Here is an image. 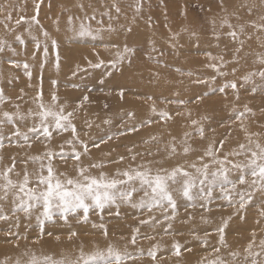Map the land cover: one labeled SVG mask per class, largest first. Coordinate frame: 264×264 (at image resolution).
<instances>
[{
	"label": "rangeland",
	"instance_id": "obj_1",
	"mask_svg": "<svg viewBox=\"0 0 264 264\" xmlns=\"http://www.w3.org/2000/svg\"><path fill=\"white\" fill-rule=\"evenodd\" d=\"M68 2L69 5H67L66 0H43L38 11L40 25L33 24L31 26L32 35L37 37L42 44L47 41L49 44L48 65H45L44 68L46 69L41 72L35 64L37 57L35 60L31 58L34 51V42L31 37H28L29 35L23 36L26 40V48L15 42L14 37L7 39L11 37V32L8 29L18 30V35L28 34L25 29L29 25L21 23L17 26L15 21L20 16L30 19L33 15H37L36 0H0V5H11V8L7 10L11 11L12 14V19L5 21V14L0 13V38H6L20 53L19 56L12 58L19 60L21 63L28 60L32 71V78L29 80L24 75L22 67L13 69L6 62L0 64V72L3 73L0 76V86L5 88L6 96L10 97V100L2 106L4 109L13 111L15 104H20L21 110H26L29 107L34 108L31 97L35 96L42 79L44 99L46 100H50L51 93L56 91L61 102L67 101L74 107L78 101L82 100L84 95L89 96V100L84 102L83 107L78 110L74 121L78 130H80L82 139H88L84 135L85 131H90L93 138H98L105 133L119 132L122 117L125 129L151 118L154 121L151 125L144 124L136 132L114 136L112 140L102 144L100 148L91 149L92 156L98 155L96 162L113 161L121 155L125 157L122 163H107L104 171L108 173H113L116 169H123L129 165L135 167L140 165L139 163L149 162H155L158 166L162 165L164 167H172L176 164L187 167V164L193 162L199 164L200 162L196 157L203 153L207 145L224 139L226 136L227 140L222 151H231L239 143L246 142L245 133L240 129V122H232L234 105L242 110L243 104L246 103L255 110V117L249 116L244 123L249 131L261 132V139L264 142V128L258 126V124H264V113L260 111L261 108H264V94L253 96L249 91L241 89L240 101L237 102L234 100L232 90L229 89L227 90V99L217 92L215 95L205 96L202 101L191 102L196 95H202L208 90L207 86L195 84L193 81L197 78L214 75L211 69L205 67L209 62L205 53L211 52L214 56L222 54L225 60H231L235 50L236 45L225 34L229 29L227 27L220 28L219 26L222 19L227 18L234 26L243 24L246 33L254 34L251 36H255L256 39L259 36V39L252 42L254 37L250 41L243 36L241 37V39H245L246 46L241 54L240 63H228L222 69L228 75L218 77L216 86L222 85L226 81H239L240 77L248 70L258 67L257 63L252 62L256 60L259 53L264 55V31L253 29L250 27L249 21H255L257 24L264 23L261 20V17L264 16V0H224V9H221L219 0H142V10L139 13L135 11L137 0H68ZM81 3L85 5L83 11L77 7ZM49 4H51V7H49ZM113 4L120 7L119 14L115 11ZM249 7L252 9L251 15L247 10ZM69 14L82 17L85 14L88 16L95 15L96 19L90 21L93 29L106 27L111 23L116 31L112 33L103 32V42H93L90 38L73 35L71 32L66 31V20ZM109 15L113 19L109 20ZM237 16L239 19H237ZM57 17H59V24L54 23ZM149 18H151V26H149ZM97 21H103V25L98 24ZM213 21H215V26ZM5 22L8 24V28H5ZM138 23H140V29L133 31ZM41 26L46 31H55L54 36L64 38L63 41H58L60 44L59 70L55 67V52L51 48V41H49L51 39L42 35ZM128 27L132 28L130 33L125 31ZM214 31L221 34L219 41L214 38ZM110 34L127 38L125 42L130 47L137 49L132 66L125 65L122 73L113 71L111 77L104 78L105 83L103 85L99 83L102 74L105 72L103 67L100 69L88 68L87 72H80L73 77L72 72L76 70V66L87 67V60L96 63L98 58L105 61L112 58V53L115 50L106 49L102 46V43H116L114 39L107 38ZM135 34L136 36H134ZM69 36H71V39L68 38ZM153 48L156 51H153ZM96 53L99 54V57ZM10 56H12L11 52L5 51L0 54V59L6 61ZM71 56H77L78 58L67 61L66 58ZM149 56L152 59H149ZM233 67L237 68L235 75L231 73ZM177 68L181 69V72L175 71ZM188 72L193 73V75L182 74ZM157 73L158 75H156ZM15 76H18L19 79L13 80L12 84H8L7 79ZM52 80L58 81L56 88L53 87ZM73 83L78 84L79 87L73 88ZM121 88L124 89L122 99L119 95ZM20 89H24L26 94L23 100L17 99L21 95ZM149 97H152V99H149ZM177 100L189 102L182 106L175 102ZM169 101L171 102L169 103ZM105 104L108 105L107 108L104 107ZM153 104H155L158 111H168L172 114L173 119L167 123L159 122L158 117L151 112ZM138 107L140 108L137 110ZM130 111L135 114L131 120L125 115ZM188 111H191V119H197L205 126V138L200 139L199 136L194 135L189 140L195 150L194 152L187 156L176 155L169 158L166 145L171 142L172 138L170 140L169 137L168 139L163 134L168 131L170 126L177 124L176 128L173 129V137H176L178 151H180V141L183 133L192 131L190 119L187 116ZM177 112H181L183 115H175ZM205 117L207 119H204ZM105 119H110L112 123L104 125L102 121ZM85 120L99 124L101 127L99 129L93 127L88 130L84 124ZM178 128L180 129L176 130ZM5 131L7 132L8 129L6 128ZM69 135V133L54 134L55 138L49 147L55 149ZM153 136L156 137L155 140L151 139ZM145 141L148 142L145 143ZM129 149H131V152ZM43 151L44 145L38 141L33 142L31 149L27 147H9L6 142V147L0 153L4 156V163L0 164V167L9 164L12 156H16L19 161L25 155H36ZM149 152L152 154L149 155ZM132 155H136L134 161L131 159ZM92 159L94 158L92 157ZM85 162H87V158H85ZM54 163L56 167L64 170L62 161L57 160ZM21 167H23L22 164L17 165L18 169ZM28 167L31 171L37 166L29 164ZM208 207L211 211H206L198 205L188 207L187 201L179 200L177 216L172 222L175 228L170 230V234L163 233V225H157L155 229L147 225L139 226L138 220L145 218L147 216L146 212L142 213L138 209L125 205L120 210V217H115L109 216L106 210L105 220L108 222L109 239L123 243L119 238L121 236L126 239L130 238L132 230L139 226L141 231L137 246L140 245L141 248L147 251L153 244L159 243L160 250L157 253L156 262L145 255L137 264H192L193 261L197 264L204 261V264H207L210 259L219 256V253L212 252L214 246L218 247L219 240V234L215 229L223 220L231 216L225 229L227 246L231 251L236 248L235 252L239 253V259H241L242 254H246L244 249L252 240L253 233H255L256 244L253 250L259 251V241L264 239V218L260 216V211L264 208V201L261 200L259 194H257L254 203L240 213H237L236 209L228 207L226 202L220 200H214ZM189 216H191V219H189ZM91 219L97 220L98 218L92 215ZM209 219H220V221L217 224L205 222ZM258 220L259 223H257ZM24 225L28 226L24 227ZM73 226L80 233L77 238H74L73 243L83 240L86 248H90L92 241H103L98 232L93 234L90 225L77 226L73 224ZM8 228V222L0 221V254L4 259H11L14 255L24 259L22 254L27 248H31L37 253L54 251L60 255L61 251L65 250L74 254L73 244L66 239L67 229L62 225L56 226V231L63 233L60 244H56L52 238L47 236L39 244H33L32 241L38 232L36 222L35 220L31 222L22 221L20 232L26 235L28 239L19 240V248L14 246L15 241L6 242ZM85 232H88V235H85ZM206 233H209V235H206ZM148 235L155 236L156 239L143 238ZM205 239L208 241L207 247L201 245V241ZM234 240H237L235 245H233ZM230 241L232 245H230ZM174 242H179L183 246L179 257L172 255V244ZM162 243L164 244L162 245ZM184 248H190L191 251H185ZM227 260L230 261V264L235 263L230 256Z\"/></svg>",
	"mask_w": 264,
	"mask_h": 264
},
{
	"label": "snow or ice",
	"instance_id": "obj_2",
	"mask_svg": "<svg viewBox=\"0 0 264 264\" xmlns=\"http://www.w3.org/2000/svg\"><path fill=\"white\" fill-rule=\"evenodd\" d=\"M43 3V0H36L35 8L37 15H33L30 19L25 16H20L15 21L19 26L21 23L28 24L25 29L29 37L34 42V51L31 58L35 60L37 54L41 55L40 69L43 70L48 63L49 44L42 42L32 35L31 26L40 25L38 19V11ZM221 9L225 8L224 0H219ZM51 7V4H49ZM77 7L83 11L84 4H79ZM115 11L119 14L120 7L113 4ZM246 7V6H245ZM11 5H0V13L5 14V21L12 19L11 11L7 9ZM142 10V0H137L135 11L139 13ZM251 15L252 9H248ZM95 15L83 17L79 15L69 14L67 16L66 31L73 35L90 38L93 42H103L102 33L115 32L112 24L109 23L106 27L102 26L93 29L90 21L95 20ZM113 19L109 15V20ZM237 19L239 17L237 16ZM264 21V16L261 17ZM77 22H79L77 24ZM54 23L59 24V17ZM103 25V21H97ZM215 26V21H213ZM250 27L257 31H264V23L257 24L255 21H249ZM149 26H151V18H149ZM220 28L227 27L229 31L225 33L233 44L236 45L231 60H225L224 56H214L211 52L205 53L208 57L206 68L212 70L214 75L197 78L193 83L207 86L208 90L202 95H196L192 103L202 101L205 96L215 95L217 92L222 94L227 99L229 89L234 94V100L240 101V90L245 89L251 95L264 94V55H257L254 63L258 67L248 70L243 74L239 81H226L222 85L216 86L218 77H226L227 72L222 69L228 64H239L242 58L241 54L245 48V39L251 40V34L245 32L243 24L234 26L227 18L220 21ZM5 28L8 24L5 22ZM14 31L13 29H8ZM59 30V29H57ZM126 32H131L132 28L125 29ZM42 35L48 38L49 33L41 26ZM194 35V33H193ZM214 38L219 41L221 34L213 32ZM245 39H241V37ZM71 39V36L68 37ZM175 39V37H173ZM259 39V37H257ZM15 42L19 45L27 47L26 40L22 35H15ZM106 49H114L112 58L105 61L97 59L96 63L87 60V67L76 66V70L72 72L75 77L80 72H87L88 68L100 69L105 68V72L99 81L101 85L105 83V77H111L113 71L123 72L125 65L132 66L133 59L136 56L137 49L130 47L126 42L123 45L117 43H102ZM51 48L55 52V67L60 68V44L56 39L51 40ZM5 51L11 52L12 56L7 60L0 59V64L7 63L10 68H23L24 75L31 80L32 71L28 60L22 63L12 57L19 56L20 53L6 39L0 38V54ZM153 51H156L153 48ZM97 57L99 54L96 53ZM152 59L151 56L148 57ZM87 59V58H86ZM167 66V65H165ZM181 72V69H175ZM237 68L231 69L232 75H235ZM193 75V73H182ZM3 73L0 72V76ZM158 75V73L156 74ZM15 76L7 79L8 84H12L13 80H18ZM54 88L58 85L57 80L51 81ZM31 87V85H29ZM73 88H78L79 85L73 83ZM91 91V89H89ZM21 95L17 97L23 100L24 89H20ZM121 99L124 96V89L119 91ZM152 99V97H149ZM10 100L5 94V88L0 86V153L7 146L31 149L33 142L38 141L44 145V151L36 155H25L22 160H17L16 156L10 157L11 162L3 167H0V221L8 222L9 228L6 234V242L15 241L14 246L19 248V240H27L28 237L20 232L22 221L35 220L38 232L33 244H39L44 240L45 236L50 237L56 244H60L63 233L56 231L57 225H62L67 229L66 239L73 244L74 254H66L63 250L60 255L54 251L47 253L41 251L39 254L27 248L22 256L24 259L17 257L12 264H137L142 257L147 255L152 261H157V253L160 250V244H153L147 251L137 247L141 228L139 226H150L155 229L157 225H163V233L170 234L172 222L176 219L178 212V201L185 200L188 202V207H196L197 205L204 208L206 211H211L208 207L214 200L226 202L228 207L236 209L237 213L245 210L255 201L257 194L264 201V142H262L261 132H251L248 130L244 121L249 116L255 117V110L248 104H243L242 110H239L235 105L232 110V122H240V129L245 133V143H239L236 148L228 152H223L225 146L224 139L209 143L201 155L196 159L200 162L187 164L185 167L182 164H176L172 167H164L162 165L153 167L151 163L129 165L123 169H116L113 173L104 171L107 163H122L125 160L123 155L116 160L93 161L92 148H100L102 144H106L112 140L114 136H123L126 133H132L139 130L144 124L151 125L154 121L149 118L142 121L140 124H133L126 129L123 125V117L121 130L117 133L100 135L98 138H93L90 131H85L84 135L87 140L82 139L80 130H78L74 122L77 117V112L83 107L84 102L89 100L88 95H84L81 101H78L73 107L67 101L61 102L56 91H53L49 101L44 99V91L41 84L36 91L35 96L31 97V103L35 106L29 107L26 110H21L20 104L14 105V110L9 111L2 106ZM171 101H169L170 103ZM179 105H185L189 101L177 100ZM108 107L107 104L104 105ZM260 111L264 113V108ZM151 112L158 117L159 122L167 123L173 119L172 114L165 110H157L155 104L151 107ZM126 117L131 120L135 114L127 112ZM175 115H183L177 112ZM191 111H188L187 116L190 119L192 131L183 133L180 141V151H178L176 137H172L169 144L166 145L169 158L176 155L187 156L194 152L189 140L194 136H199L200 139L205 138V126L197 119H191ZM204 119H207L205 117ZM255 122V121H254ZM104 125H110L112 121L105 119L102 121ZM258 123V122H256ZM85 127L91 130L93 127L99 129V124H94L92 121L85 120ZM223 126V125H222ZM264 128V124H258ZM8 129L6 132L5 129ZM215 131L214 129H210ZM69 133L70 135L58 144L57 147L51 148L49 145L54 140L55 135ZM231 133L229 132V135ZM155 140L156 137H151ZM148 141H145L147 143ZM131 152V149H129ZM149 155L152 153L149 152ZM110 155V153H109ZM87 158V162H85ZM207 158V161H206ZM134 161L136 155H132ZM62 161L64 170L56 167L55 161ZM4 156L0 154V164H3ZM206 161V162H205ZM159 164V162H157ZM18 164L23 167L17 168ZM29 164L36 165L33 170H29ZM70 169V170H69ZM129 206L133 209H138L142 213H147V216L138 220V225L132 230L130 238L126 239L121 236L118 241L109 239L108 222L105 220V212L109 216L120 217L122 206ZM159 214V215H157ZM92 215L97 216V220H92ZM260 216L264 218V208L260 211ZM243 219V216L241 217ZM191 219V216H189ZM202 219H204L202 217ZM229 216L215 229L219 234L218 244L227 247L225 240V229L228 226ZM205 222H208L205 220ZM260 221L258 220L257 223ZM89 226L93 234L99 233L103 238V243L92 241L91 247L86 248L83 240L74 242L80 233L73 226ZM28 225H24L27 227ZM88 235V232L84 233ZM209 235V233H206ZM148 240H155L156 237L148 235L143 237ZM256 244L255 233L244 249L246 253L243 257V264H264V239L259 241V251H254ZM201 245L208 246V241L202 240ZM182 245L179 242L172 244V255L179 257L182 253ZM185 251H191L190 248H184ZM221 248L214 246L213 253H220ZM228 255L233 261L239 259V253L231 251ZM10 259V258H9ZM206 259V258H205ZM0 264H8V260L0 261ZM204 264V261H201ZM207 264H230V261L216 256V258L207 262Z\"/></svg>",
	"mask_w": 264,
	"mask_h": 264
},
{
	"label": "bare ground",
	"instance_id": "obj_3",
	"mask_svg": "<svg viewBox=\"0 0 264 264\" xmlns=\"http://www.w3.org/2000/svg\"><path fill=\"white\" fill-rule=\"evenodd\" d=\"M66 2H67V5H69V2H68V0H66ZM178 6V5H177ZM179 8V7H178ZM176 9V8H175ZM140 29V23H138V25H137V27L136 28H134L133 29V31H137V30H139ZM52 30H54V29H52ZM11 32V37L10 38H7V39H12L13 37H15V35H18L17 33H18V30H15V31H10ZM47 32H49V36L48 37H50V39L52 40V39H56L57 41H63L64 40V38L63 37H57V36H54L55 34H56V32L55 31H51V30H47ZM33 34V33H32ZM251 35H254V34H251ZM261 35V34H260ZM22 36H28V34H22ZM134 36H136V34L134 35ZM29 37V36H28ZM150 37H152V36H150ZM252 37H254L253 38V40H252V42H255V41H258V39H256V37L255 36H252ZM259 37V36H258ZM107 38H111V39H114L115 41H116V43L117 44H120V45H123L124 43H125V41H126V39L127 38H124V37H122V36H115V35H113V34H110V35H108L107 36ZM6 39V38H5ZM51 40H49V41H51ZM250 41V40H249ZM48 42V41H47ZM262 43V42H261ZM263 44H264V42H263ZM130 46V45H129ZM246 46V45H245ZM264 47V46H263ZM259 55H261L260 53H259ZM37 58H36V60H35V64L37 65V69H39L41 72H43V70H41L40 69V62H41V55L38 53L37 54V56H36ZM55 58V57H54ZM72 58H74V59H77L78 57L77 56H75V57H68V58H66V60L67 61H70V60H72ZM255 61V60H254ZM254 61L252 62V63H254ZM256 64V63H255ZM46 65H48V64H46ZM43 69H46V68H43ZM125 70V69H124ZM243 73V72H242ZM45 101L47 102V101H49V100H46L45 99ZM140 107H138V108H136L137 110L139 109ZM93 116V115H92ZM89 117V116H88ZM176 125L177 124H173L172 126H170L169 128H168V131L165 133V134H163L165 137H169L170 138V140H171V138L173 137V134H174V130L173 129H175L176 128ZM180 128H178V129H176V130H179ZM168 138V139H169ZM97 154L95 155V156H92L94 159H92L93 161H96V160H98V158H97ZM178 156V155H177ZM180 156H182V155H180ZM4 163V162H3ZM149 163H151V165L153 166V167H156V166H158L155 162H149ZM170 163V162H169ZM139 164H143V163H139ZM30 170V169H29ZM208 222H211V223H213V224H217V223H219V221H220V219H209V220H207ZM172 228L174 229L175 228V226L173 225L172 226ZM104 241H100V243H103ZM233 245H235L236 243H237V240H234L233 241ZM164 243H162V245H163ZM218 245V247H220L221 248V251H220V253H219V256L220 257H222V258H224V259H228V257H229V255H228V253L229 252H231V249L229 248V246H227V247H225V246H222V245H219V244H217ZM230 245H232L231 244V241H230ZM138 248H141L140 247V245H138L137 246ZM237 249L236 248H233L232 249V251H236ZM65 251V250H64ZM45 253H47V252H49V251H44ZM67 254H69V255H72L73 254V252H69V251H65ZM38 253H40V252H38ZM244 255L245 254H242V256H241V259H238L237 261H235V263L234 264H243V261H242V259H243V257H244ZM57 256H59L58 254H57ZM18 257V255H14L10 260L8 259V258H6V259H4L3 258V256L0 254V261H4V260H8V264H12V262H14L15 261V259ZM210 260H212V259H210ZM192 264H197V262H192Z\"/></svg>",
	"mask_w": 264,
	"mask_h": 264
}]
</instances>
